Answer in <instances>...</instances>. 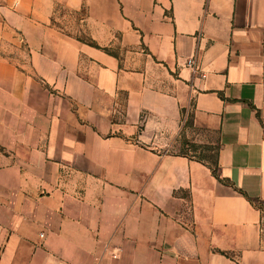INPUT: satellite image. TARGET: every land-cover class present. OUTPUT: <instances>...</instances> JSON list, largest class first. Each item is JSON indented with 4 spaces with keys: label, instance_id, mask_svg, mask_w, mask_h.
Wrapping results in <instances>:
<instances>
[{
    "label": "crops",
    "instance_id": "crops-1",
    "mask_svg": "<svg viewBox=\"0 0 264 264\" xmlns=\"http://www.w3.org/2000/svg\"><path fill=\"white\" fill-rule=\"evenodd\" d=\"M183 110L228 182L135 140L143 112L173 136ZM250 199L264 0H0V264H264Z\"/></svg>",
    "mask_w": 264,
    "mask_h": 264
},
{
    "label": "rangeland",
    "instance_id": "rangeland-1",
    "mask_svg": "<svg viewBox=\"0 0 264 264\" xmlns=\"http://www.w3.org/2000/svg\"><path fill=\"white\" fill-rule=\"evenodd\" d=\"M75 15H72L70 22H75ZM81 38H85V34L79 35ZM110 52L117 57H119L120 51L117 49L110 50ZM141 122L139 125V133L136 137V141L141 143H149L148 141L152 139L153 141L166 143L163 148L167 152L179 153L186 151L190 155H205L213 156L215 155L217 148L219 147L217 136L214 132L206 131L204 129L195 127L193 124L192 114L189 111L183 110L181 112V121L179 129L176 135H169L168 133L162 132L159 128V122L155 117H150L147 113L141 114ZM164 133V134H161ZM187 139L190 142L196 143L198 145L197 152L192 151L191 148L185 146L183 148V140Z\"/></svg>",
    "mask_w": 264,
    "mask_h": 264
},
{
    "label": "trees",
    "instance_id": "trees-1",
    "mask_svg": "<svg viewBox=\"0 0 264 264\" xmlns=\"http://www.w3.org/2000/svg\"><path fill=\"white\" fill-rule=\"evenodd\" d=\"M86 42H88L92 46L100 48L94 41H92L90 39H87ZM104 50L109 52V53H111L108 48H104ZM182 142H183V148H185V146H188L189 148L192 149V151L197 152L196 150H197L198 145L196 143L190 142L187 139H184ZM219 150H220V147L217 148V151H216L215 155H213V156L205 155V153H201V155H199V156L190 155L186 151L179 152L178 154H180L182 156L189 157L191 159H195V160H197L199 162H202V163L208 165L211 168V170L213 171V174L215 175V177H217L219 179V181L228 182L227 179H222L221 176H220V173H219V162H218ZM250 200L259 209H261L262 211L264 210L262 205L257 203V201H255L253 199H250Z\"/></svg>",
    "mask_w": 264,
    "mask_h": 264
},
{
    "label": "built area",
    "instance_id": "built-area-1",
    "mask_svg": "<svg viewBox=\"0 0 264 264\" xmlns=\"http://www.w3.org/2000/svg\"><path fill=\"white\" fill-rule=\"evenodd\" d=\"M187 65L189 66V67H192V68H194V66H195V60L192 58V59H188V61H187Z\"/></svg>",
    "mask_w": 264,
    "mask_h": 264
}]
</instances>
